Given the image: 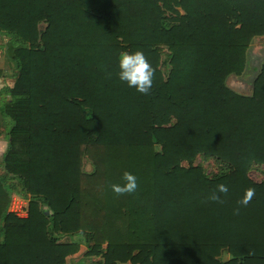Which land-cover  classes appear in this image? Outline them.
I'll return each instance as SVG.
<instances>
[{"label":"trees","instance_id":"1","mask_svg":"<svg viewBox=\"0 0 264 264\" xmlns=\"http://www.w3.org/2000/svg\"><path fill=\"white\" fill-rule=\"evenodd\" d=\"M0 34L14 78L0 89V264H66L79 237L99 264H264V179L249 176L264 166V60L250 95L226 84L264 36V0H0ZM136 50L155 69L147 95L118 77ZM125 171L138 188L117 196ZM219 184L223 204L208 199Z\"/></svg>","mask_w":264,"mask_h":264},{"label":"rangeland","instance_id":"2","mask_svg":"<svg viewBox=\"0 0 264 264\" xmlns=\"http://www.w3.org/2000/svg\"><path fill=\"white\" fill-rule=\"evenodd\" d=\"M44 23L40 22L38 24V28L42 29L44 27ZM247 62H246V67L241 75H231L226 79V84L229 88H231L233 91L241 94V95H250L251 93V83L253 78L257 75L259 67L261 65V62L264 60V36H255L252 38L249 48L247 50ZM10 63V62H9ZM13 70V65L10 64H5L4 66V72H8ZM14 78L5 80V82H2L0 85V89L5 88V84L8 83V85H11L13 82ZM7 85V84H6ZM7 91V90H6ZM1 101L4 102L7 100L6 98V92L1 93ZM0 122L2 124H5L6 127L9 126V121L3 116V114H0ZM4 149V143L3 141L0 140V153ZM193 164H198L200 165L204 172L207 175H213V174H218L223 170V165L220 163L207 159L204 156L197 155L193 161ZM82 167L83 170L88 171L90 169V164L89 161L83 157L82 161ZM0 171H3V169L0 167ZM249 176L252 180L254 181H260L264 179V166H256L252 167L251 170L249 171ZM24 218V217H22ZM60 240L63 242L69 241V238L67 236L60 237ZM79 241V249L77 252H75L72 255H69L66 259V264H99L98 260L99 257L97 256H84V252L86 251L85 245L83 243V240L81 237L78 238ZM229 258L228 254L222 253L220 255V260L225 261Z\"/></svg>","mask_w":264,"mask_h":264},{"label":"clouds","instance_id":"3","mask_svg":"<svg viewBox=\"0 0 264 264\" xmlns=\"http://www.w3.org/2000/svg\"><path fill=\"white\" fill-rule=\"evenodd\" d=\"M118 77L125 82L129 87L135 88L142 94H149L153 85L155 69L148 61L142 51L121 52L118 55ZM122 184H112V190L117 196L135 193L138 188L137 177L125 171L122 174ZM227 195L228 188L225 184L217 185V191L213 192L208 199L210 201L223 204L224 200L219 194ZM255 196V189L248 187L245 189L243 196L238 201L240 205L247 206ZM234 214H239V208L234 210Z\"/></svg>","mask_w":264,"mask_h":264},{"label":"built area","instance_id":"4","mask_svg":"<svg viewBox=\"0 0 264 264\" xmlns=\"http://www.w3.org/2000/svg\"><path fill=\"white\" fill-rule=\"evenodd\" d=\"M26 199H23L21 196L12 194L8 200V205L6 211L14 214L15 216L22 218L26 216Z\"/></svg>","mask_w":264,"mask_h":264},{"label":"crops","instance_id":"5","mask_svg":"<svg viewBox=\"0 0 264 264\" xmlns=\"http://www.w3.org/2000/svg\"><path fill=\"white\" fill-rule=\"evenodd\" d=\"M6 42H7V37L3 36L0 34V71L2 72V78H0V85L2 82H5V80H8V75L11 76V71L8 72H4V66L5 64H10L8 58L6 57ZM11 70V69H9ZM9 79H11V77H9ZM8 85V83H6ZM3 134H0V140L3 141Z\"/></svg>","mask_w":264,"mask_h":264}]
</instances>
